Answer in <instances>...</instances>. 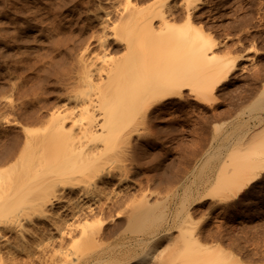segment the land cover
Listing matches in <instances>:
<instances>
[{"label":"rangeland","instance_id":"obj_1","mask_svg":"<svg viewBox=\"0 0 264 264\" xmlns=\"http://www.w3.org/2000/svg\"><path fill=\"white\" fill-rule=\"evenodd\" d=\"M127 1L0 0V160L15 159L25 140L21 127L11 124L43 125L78 83L82 54H103L97 45L103 30L92 12L99 14L102 7L117 22V11ZM201 1L193 13L195 26L216 38L217 56L241 59L239 66L212 98L202 101L197 92L206 86V73L198 64L183 98L157 106L136 142L135 178L141 186L107 210L102 240L89 245L76 238L83 258L88 248L104 247L107 255L99 264H125L131 256V236L154 229L166 236L138 250L140 256L157 244L148 264H264V169L228 210L219 205L224 187L215 182L220 163L231 160L244 138H250V160L264 146V124L257 119L264 116V0ZM131 2L141 9L131 12L114 32L141 43L137 53L153 59L149 71L170 74L179 57L192 67L199 55L197 42L190 39L181 46L178 41L184 30L191 32L189 2ZM162 8L170 11L174 28L149 40L136 21ZM122 52L107 50V57L115 61ZM148 190L152 193L146 195ZM200 196L208 199L193 206ZM184 208L194 213L193 221H183ZM136 209L146 215L129 224ZM119 213L122 218L112 220ZM92 222L98 226V220ZM197 235L205 237L203 245L184 251L185 242ZM218 247L235 258H227Z\"/></svg>","mask_w":264,"mask_h":264},{"label":"bare ground","instance_id":"obj_2","mask_svg":"<svg viewBox=\"0 0 264 264\" xmlns=\"http://www.w3.org/2000/svg\"><path fill=\"white\" fill-rule=\"evenodd\" d=\"M187 1L190 4L187 25L191 32L181 30L178 43L183 46L190 39L197 42L199 55L194 58L196 62L192 60V67L188 68L187 60L179 57L180 64L170 74L149 71L153 59L137 53L141 43L121 39L114 32L118 24L141 7L128 0L123 10L117 11V22L101 7L99 14L92 12V15H97L96 22L103 30L97 43L103 54H82L78 83L43 125L11 124L21 127L25 140L15 159L0 160V264L103 261L107 255L104 247L94 251L95 247L88 248L83 258L76 238L89 245L102 240L106 235L102 221H107V210L125 202L141 186L135 178L136 142L143 138L142 129L157 106L183 98L184 91L191 86L186 81L198 64L203 65L206 73V86L197 94L202 101H208L228 81L241 60L213 52L218 46L216 38L202 26L196 27L193 21V13L203 2ZM109 5L112 6L110 2ZM170 17V11L162 8L138 19L136 28L149 40L157 35L165 36L175 23ZM115 48L123 54L113 61L107 57V50ZM257 119L258 124H264V116ZM256 152L250 160V138L246 137L232 152L231 160L220 163L215 182L224 187L219 205H224L225 210L261 176L264 146ZM149 193L152 192L148 190L146 195ZM206 199V196L196 198L193 206L205 203ZM145 213L134 210L129 224L143 218ZM111 218L120 219L122 215L113 214ZM193 219L194 213L187 210L183 221L188 223ZM96 220L98 226L92 222ZM154 231L131 236V256L125 264H148L157 244L140 256L138 250L166 236L164 232ZM204 240L201 235L194 236L185 242L183 250L201 247ZM218 249L227 258H235L232 252Z\"/></svg>","mask_w":264,"mask_h":264}]
</instances>
